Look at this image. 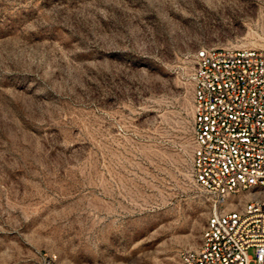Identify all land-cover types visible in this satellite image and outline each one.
<instances>
[{"label":"rangeland","instance_id":"rangeland-1","mask_svg":"<svg viewBox=\"0 0 264 264\" xmlns=\"http://www.w3.org/2000/svg\"><path fill=\"white\" fill-rule=\"evenodd\" d=\"M213 47L264 50V0H0V264L200 247L192 73Z\"/></svg>","mask_w":264,"mask_h":264},{"label":"built area","instance_id":"built-area-1","mask_svg":"<svg viewBox=\"0 0 264 264\" xmlns=\"http://www.w3.org/2000/svg\"><path fill=\"white\" fill-rule=\"evenodd\" d=\"M192 83L194 177L212 212L181 264H264V50L201 48Z\"/></svg>","mask_w":264,"mask_h":264}]
</instances>
